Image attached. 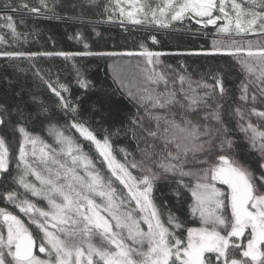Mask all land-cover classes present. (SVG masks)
Masks as SVG:
<instances>
[{
  "label": "snow or ice",
  "instance_id": "snow-or-ice-1",
  "mask_svg": "<svg viewBox=\"0 0 264 264\" xmlns=\"http://www.w3.org/2000/svg\"><path fill=\"white\" fill-rule=\"evenodd\" d=\"M62 8L58 0L0 4V58L18 71L12 62L29 61L54 97L24 100L21 87L0 98V264H264V0H73ZM89 12L125 30L212 26L217 38L203 54L231 62L204 71L165 64L144 40L136 52L92 51L79 32L68 38L83 51L23 49L36 34L19 30L29 18L85 22L95 32ZM93 56L112 60L114 94L135 109L119 124L99 102L82 110L95 85L75 58ZM40 57L71 61L73 78L53 77ZM73 84L82 90L75 100ZM117 138L128 143L118 147ZM166 189L187 204L184 219L161 201Z\"/></svg>",
  "mask_w": 264,
  "mask_h": 264
},
{
  "label": "trees",
  "instance_id": "trees-1",
  "mask_svg": "<svg viewBox=\"0 0 264 264\" xmlns=\"http://www.w3.org/2000/svg\"><path fill=\"white\" fill-rule=\"evenodd\" d=\"M29 4H35L37 0H27ZM73 0H58L63 5L62 11L68 7ZM3 0H0V4ZM90 18L95 22L96 31L93 32V25L80 21H58L48 17L29 18L27 29L20 26V31L35 29L36 34L31 35L26 43L22 45L24 50L28 51H83V43L75 39L70 40L69 36L81 33L84 42H87L92 51L106 52H124L139 51L141 40L146 42V46L153 51L163 52L162 59L165 63L178 66L181 62L188 65L190 69H199L204 71L210 65L223 66L230 63V58L226 57H206L203 53L207 51L210 44L212 28L201 29V26L191 25V32L188 31L189 25L186 23L183 27H177L167 34L163 32H146L143 28H127L120 25L105 23L106 17L96 16L89 12ZM99 33V35H97ZM156 34L161 43L154 45L147 39L148 35ZM0 47H7L6 45ZM108 58L101 57H76L75 63L81 68V71L95 85V90L81 98L82 110L87 113L91 110L93 102H99L104 105L110 113L109 124H119L125 120L128 114L135 111L129 100L114 90L118 89L113 83L108 72ZM18 65L23 71H18L14 67H9V62L0 58V98L10 95L13 91H18L21 87L25 89L24 100H28V93L32 92L39 96L45 103L51 104L54 100L46 86L34 75V70L29 68V61L17 60L12 62ZM35 63L43 69H52L53 77L57 71L62 82H68L73 78L71 73V61L66 62L62 57H40ZM5 77L8 79L6 80ZM234 77L230 78L233 79ZM13 83L9 86L8 81ZM81 91L73 84L72 98L81 95ZM39 129V125L36 126ZM74 131V130H73ZM78 135V134H76ZM114 143L119 146H125L128 142L123 138H117ZM159 195V194H158ZM161 201L168 200L172 211L184 219L187 215V204L183 201L177 204L176 198L171 196L168 190L160 197ZM190 202V194L187 195ZM188 226H198L189 221ZM186 234V233H185ZM38 252V250H37Z\"/></svg>",
  "mask_w": 264,
  "mask_h": 264
},
{
  "label": "rangeland",
  "instance_id": "rangeland-1",
  "mask_svg": "<svg viewBox=\"0 0 264 264\" xmlns=\"http://www.w3.org/2000/svg\"><path fill=\"white\" fill-rule=\"evenodd\" d=\"M105 21H106V20H105ZM105 23H108V24H114V25H120L118 22H105ZM120 26H121V25H120ZM121 27H122V26H121ZM126 27H128V28H138V29L141 28L140 26H132V25H130V24H126ZM209 27L212 28L211 33H212L213 35L210 37V44H209V47H208L207 50H210V49L212 48L213 41L217 38V37L215 36V28H213L212 26H209ZM249 38L254 39V37H249ZM237 39H239V38H237ZM124 52H136V51H124ZM124 52H119V53H124ZM125 59H128V58H125ZM161 60L163 61L162 57H161ZM163 62H164V61H163ZM110 63H112V60L109 59V61H108V65H109ZM133 63H135V60H133ZM164 63H165V62H164ZM165 64H167V63H165ZM108 72H109V74H110V77H111L112 80H113V77H112V74H111V72H110V70H109V67H108ZM116 86L119 88V85L116 84ZM145 228H146V226H145Z\"/></svg>",
  "mask_w": 264,
  "mask_h": 264
},
{
  "label": "water",
  "instance_id": "water-1",
  "mask_svg": "<svg viewBox=\"0 0 264 264\" xmlns=\"http://www.w3.org/2000/svg\"><path fill=\"white\" fill-rule=\"evenodd\" d=\"M38 250V249H37ZM37 250H35V251H37Z\"/></svg>",
  "mask_w": 264,
  "mask_h": 264
}]
</instances>
